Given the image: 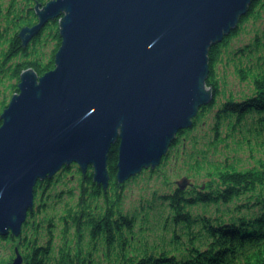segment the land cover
Segmentation results:
<instances>
[{"label":"water","instance_id":"water-1","mask_svg":"<svg viewBox=\"0 0 264 264\" xmlns=\"http://www.w3.org/2000/svg\"><path fill=\"white\" fill-rule=\"evenodd\" d=\"M258 0H51L20 31L27 47L57 19L55 69L24 71L0 117V236L19 237L38 182L77 164L109 189L155 170L180 132L214 101L209 51ZM188 178L179 182L182 191ZM18 248L7 264H23Z\"/></svg>","mask_w":264,"mask_h":264},{"label":"trees","instance_id":"trees-1","mask_svg":"<svg viewBox=\"0 0 264 264\" xmlns=\"http://www.w3.org/2000/svg\"><path fill=\"white\" fill-rule=\"evenodd\" d=\"M49 1L11 0L5 7L4 0H0V117L9 105L4 82L15 81L9 88L16 94L24 71L33 69L43 76L56 67L55 56L62 43L61 18L50 22L27 47L19 36L22 28L37 23L35 5ZM263 10L264 0L253 3L238 28L210 49L207 87L213 90L214 101L200 109L192 129L178 134L162 165L149 170L151 176L158 174L171 160L178 159L180 152L186 151L197 174L207 178L204 190L200 187L184 191L162 188L164 192L155 191L146 203L126 211L123 205L126 186L136 179L123 185L118 183L117 143L109 154L108 190L94 182L92 167L83 174L77 164L64 167L53 179L38 182L34 209L28 214L22 234L0 236V252L3 251L0 264L13 261L17 248L23 256V264H50L52 260L53 264H264L262 37L257 35L253 43L232 52L240 60L239 77L252 83L251 94L239 98L230 94L223 102L218 101L225 92L217 68L245 22L252 17L258 19ZM50 41L53 48L47 55L43 49ZM244 60L248 64L243 65ZM211 112L214 113L213 125L204 127L203 116ZM234 137L240 139L235 142L234 151L242 145L249 146L251 160L255 155L253 148L259 146L263 157L248 167L235 157L233 160L216 159L220 146L227 145V140ZM72 177H76L78 186L54 190ZM62 203L64 209L60 212L57 206ZM198 206L203 211L195 213L192 209ZM212 206L217 208L214 216L208 215ZM57 221L62 225V242L58 247L54 244ZM44 237H47L45 241Z\"/></svg>","mask_w":264,"mask_h":264},{"label":"rangeland","instance_id":"rangeland-1","mask_svg":"<svg viewBox=\"0 0 264 264\" xmlns=\"http://www.w3.org/2000/svg\"><path fill=\"white\" fill-rule=\"evenodd\" d=\"M10 2L11 0H4L5 7H8L10 5ZM259 14L260 17L258 19L255 20L252 17L249 18L247 22H245V24L241 28V32L238 38L233 39L232 42L230 43L229 50L227 53H225L223 57V62L218 64L217 67L219 73L218 79L220 81V85L222 86V90L225 92V95L221 96L218 99V101L220 102H223L224 98L226 100V97L229 96L230 94L234 95L236 98H239L241 95H249L252 93V83L250 82V80L246 82L241 80V78L237 73V68L240 67V60L237 56H233L232 52L236 51L240 47H244L248 45L249 43H253L257 35L262 37V41H264V10L261 11ZM52 48H53V43L50 41L48 46L43 50L47 55H49ZM254 57H257V55H255ZM245 64L248 63L244 60L243 65ZM4 83L5 86H3V90L8 91L7 102L9 104L12 99V95L14 94L10 92L9 86H11L16 82L7 80ZM213 116H214L213 112L206 114L205 116H203L201 124L204 127L210 125L212 126L214 122ZM199 128L200 125L198 127V130ZM237 140L240 139L237 137L228 139L227 140L228 144L227 145L224 144L220 146L215 158L224 159L225 157H229V160H233L235 157L237 159H240L242 161V164L243 165L245 164V167H248L253 165L257 160L263 157V150H261L259 146L258 147L255 146V148H253L255 155L252 158L253 160L251 159L252 161L249 159L251 155L250 152L252 151L249 148V146L242 145V147L239 150L234 151L233 149H235L236 146L235 142ZM189 150L191 151V146H189ZM187 154L188 153H186V151L185 153L180 152V156L178 159L171 160L166 166L163 167L161 172H159L154 176H151L149 174V170H145L135 178L136 180H132L131 182H128L125 190L126 192L125 201L123 204L124 209L126 211H130L135 207L140 206L141 203H146L147 199L152 198L153 192L155 191L164 192L162 188H166L168 190L172 188H178L179 182H181L185 178H188L190 180L189 183L190 185H188V188L200 187L202 188V190H204L207 186L206 185L207 178L204 177L202 174H197L196 167L195 165H193L194 162L191 160V158L188 157ZM165 181L169 182V184L167 185ZM76 186H78L77 179L76 177H72L71 181L65 179L63 184L59 185L58 188H55L54 190L59 191L62 189H67V187L72 188ZM224 208L225 206L222 207V209ZM57 209L61 212L64 209V203L58 205ZM192 210L195 213L203 211L201 206L194 207ZM216 210L217 208L212 206L210 209H208V215L210 216L216 215ZM49 214H52V212H50ZM57 223L58 226L55 230V240H54V244L56 245V247H58V245L61 244L62 242L61 232H60L62 225L58 221ZM45 238L47 239V237H44L43 241H45ZM155 242L158 243L159 240H157L156 238ZM9 253L8 251L5 252V254L7 255ZM0 254H3V251H1ZM56 255L57 254L55 252V256ZM50 264H53V260Z\"/></svg>","mask_w":264,"mask_h":264},{"label":"flooded vegetation","instance_id":"flooded-vegetation-1","mask_svg":"<svg viewBox=\"0 0 264 264\" xmlns=\"http://www.w3.org/2000/svg\"><path fill=\"white\" fill-rule=\"evenodd\" d=\"M12 262V261H11Z\"/></svg>","mask_w":264,"mask_h":264}]
</instances>
